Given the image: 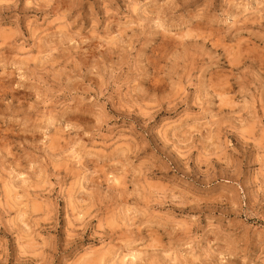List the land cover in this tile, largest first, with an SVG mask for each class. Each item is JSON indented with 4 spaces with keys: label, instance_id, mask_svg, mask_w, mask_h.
<instances>
[{
    "label": "rangeland",
    "instance_id": "374dc122",
    "mask_svg": "<svg viewBox=\"0 0 264 264\" xmlns=\"http://www.w3.org/2000/svg\"><path fill=\"white\" fill-rule=\"evenodd\" d=\"M0 264H264V0H0Z\"/></svg>",
    "mask_w": 264,
    "mask_h": 264
}]
</instances>
